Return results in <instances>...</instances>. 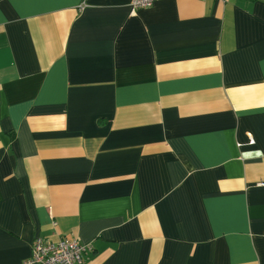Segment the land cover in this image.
Masks as SVG:
<instances>
[{
  "label": "crops",
  "instance_id": "0c3cea01",
  "mask_svg": "<svg viewBox=\"0 0 264 264\" xmlns=\"http://www.w3.org/2000/svg\"><path fill=\"white\" fill-rule=\"evenodd\" d=\"M264 264V0H0V264Z\"/></svg>",
  "mask_w": 264,
  "mask_h": 264
},
{
  "label": "built area",
  "instance_id": "2783aa9c",
  "mask_svg": "<svg viewBox=\"0 0 264 264\" xmlns=\"http://www.w3.org/2000/svg\"><path fill=\"white\" fill-rule=\"evenodd\" d=\"M155 0H132L133 12L138 8L151 6ZM224 2L228 0H222ZM91 249V243L78 238L64 237L57 241L38 237L34 240L31 264H84V253Z\"/></svg>",
  "mask_w": 264,
  "mask_h": 264
}]
</instances>
